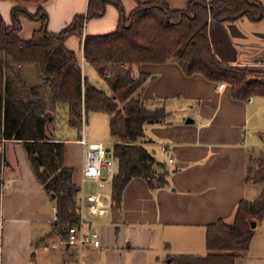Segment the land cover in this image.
I'll return each instance as SVG.
<instances>
[{"label": "crops", "instance_id": "crops-1", "mask_svg": "<svg viewBox=\"0 0 264 264\" xmlns=\"http://www.w3.org/2000/svg\"><path fill=\"white\" fill-rule=\"evenodd\" d=\"M121 1L127 14L138 5L137 0ZM190 1L166 0L171 9L179 10L186 9ZM87 4L88 0H48L44 5L48 31L61 32L76 15L86 13ZM12 7L11 1L0 0V13L7 24ZM118 20V10L108 5L103 16L86 22L84 36L111 33ZM21 24L24 40L40 27L39 21L25 17ZM208 30L220 61L264 68V18L259 22L245 17L223 22L210 19ZM65 45L76 53L83 75L90 80L88 73L96 70L84 59L82 39L71 36ZM19 71L28 86L42 83L35 66H21ZM140 72L156 76L145 87L143 99L168 112L163 122L146 124L144 129V145L150 152L161 153L163 145L169 148L173 163L162 153L164 159L160 160L168 167L167 184L151 189L143 178H134L117 206L111 200L110 181L103 188L95 181H83V146L78 141H91L84 134L73 139L54 136L65 142L64 163L73 169V181L81 188L79 198L83 192L101 191L110 204L102 217L86 210L80 213L83 232H97L100 246L69 245L53 233L56 205L36 177L23 143L3 142L0 264H164L169 254L202 256L207 226L221 219L232 222L238 203L253 200L249 199L251 191L259 195L260 188L246 184L245 177L248 155L264 148V122L258 118L264 113V97L235 100L228 86L221 90L218 83L199 74L187 77L173 61L134 68L136 76ZM111 141L113 144L114 139Z\"/></svg>", "mask_w": 264, "mask_h": 264}, {"label": "trees", "instance_id": "trees-1", "mask_svg": "<svg viewBox=\"0 0 264 264\" xmlns=\"http://www.w3.org/2000/svg\"><path fill=\"white\" fill-rule=\"evenodd\" d=\"M9 1L13 3L10 24L0 13V202L5 164L1 144L22 142L36 177L55 202L53 233L65 239L70 228L81 222V188L73 181V169L64 163L65 142L49 130L59 104L68 106V124L79 131L90 113L108 116L114 139L111 150L117 160L111 200L120 206L132 179L143 178L155 189L165 186L168 176L167 164L144 145L145 125L163 122L168 112L143 99L145 87L156 76L144 72L136 76L135 67L173 61L187 77L199 74L211 82L225 83L235 100L264 97V73L220 61L208 30L210 19L263 20V0H191L184 10L171 9L166 0H137L129 14L121 0H88L86 13L76 15L56 34L47 28L44 5L48 0ZM108 5L119 13L115 31L84 36L86 22L103 16ZM28 6H36L37 12H29ZM24 17L40 22L28 40L20 36ZM71 36L82 39L84 59L105 81L109 94L83 75L76 53L65 45ZM29 65L36 67L40 85L30 87L24 82L19 67ZM245 182L259 187V195L241 200L232 222L221 219L207 226L208 253L169 254L164 264H236L246 255L256 226L264 220V148L248 155Z\"/></svg>", "mask_w": 264, "mask_h": 264}, {"label": "built area", "instance_id": "built-area-1", "mask_svg": "<svg viewBox=\"0 0 264 264\" xmlns=\"http://www.w3.org/2000/svg\"><path fill=\"white\" fill-rule=\"evenodd\" d=\"M106 76L109 77V74ZM218 87L223 90L227 86L225 83H219ZM78 142L83 146V181H95L99 188H103L106 181L112 182L117 171V160L111 148L107 147L103 142H88L84 138H81ZM161 153L167 156L169 164L173 163V159L169 155L168 146L163 145ZM103 197L104 194L101 191L90 194L83 192L78 201L79 212L82 213L83 210H86L91 216H104L108 212L110 204L106 203ZM66 242L74 246H100L98 233H84L81 223L70 228Z\"/></svg>", "mask_w": 264, "mask_h": 264}, {"label": "rangeland", "instance_id": "rangeland-1", "mask_svg": "<svg viewBox=\"0 0 264 264\" xmlns=\"http://www.w3.org/2000/svg\"><path fill=\"white\" fill-rule=\"evenodd\" d=\"M29 12L35 14L37 12L36 6H28ZM26 29V28H25ZM87 67V73H88ZM253 71L263 72L264 68H249ZM90 80L101 90L105 91L107 94L110 90L103 79H101L98 74L92 70V74L88 73ZM100 78V79H99ZM54 121L50 124L49 130L53 136L61 137V139H73L79 138L82 134L89 139V141H106L107 147H112V137L109 132L108 116L102 113H91L89 119L84 121L83 130L79 131L76 128L71 127L68 124V106L66 104H59L55 112ZM260 122H264V113H260L258 116ZM264 127V124L262 125ZM264 129V128H263ZM258 136V135H257ZM256 136V138H257ZM151 149V148H150ZM154 149V148H152ZM156 158L163 160L164 156L160 152H156ZM163 156V157H162ZM159 173L160 170L156 169ZM259 188V187H255ZM256 194L251 191L249 194V199H254ZM208 253L207 248L204 247L202 256ZM245 257L240 258L236 264H264V220L255 228L254 236L252 239L251 246L246 253Z\"/></svg>", "mask_w": 264, "mask_h": 264}, {"label": "water", "instance_id": "water-1", "mask_svg": "<svg viewBox=\"0 0 264 264\" xmlns=\"http://www.w3.org/2000/svg\"><path fill=\"white\" fill-rule=\"evenodd\" d=\"M187 122H188V123H191L192 120H191V119H188ZM255 226H256V224H255V223H252V227H255Z\"/></svg>", "mask_w": 264, "mask_h": 264}]
</instances>
